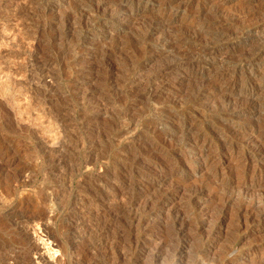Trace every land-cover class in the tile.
Listing matches in <instances>:
<instances>
[{
  "label": "rangeland",
  "instance_id": "1",
  "mask_svg": "<svg viewBox=\"0 0 264 264\" xmlns=\"http://www.w3.org/2000/svg\"><path fill=\"white\" fill-rule=\"evenodd\" d=\"M41 255L264 264V0H0V264Z\"/></svg>",
  "mask_w": 264,
  "mask_h": 264
},
{
  "label": "bare ground",
  "instance_id": "2",
  "mask_svg": "<svg viewBox=\"0 0 264 264\" xmlns=\"http://www.w3.org/2000/svg\"><path fill=\"white\" fill-rule=\"evenodd\" d=\"M68 16L74 17V14L73 13H69ZM41 259L45 262L44 264H49V261L46 259V257H44V255H41Z\"/></svg>",
  "mask_w": 264,
  "mask_h": 264
}]
</instances>
